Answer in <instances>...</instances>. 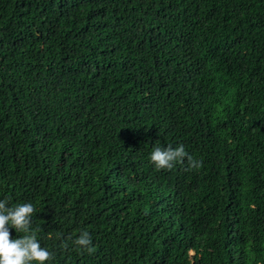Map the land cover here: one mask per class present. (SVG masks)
<instances>
[{"label": "trees", "instance_id": "trees-1", "mask_svg": "<svg viewBox=\"0 0 264 264\" xmlns=\"http://www.w3.org/2000/svg\"><path fill=\"white\" fill-rule=\"evenodd\" d=\"M3 200L45 264H264V0H0Z\"/></svg>", "mask_w": 264, "mask_h": 264}, {"label": "clouds", "instance_id": "clouds-1", "mask_svg": "<svg viewBox=\"0 0 264 264\" xmlns=\"http://www.w3.org/2000/svg\"><path fill=\"white\" fill-rule=\"evenodd\" d=\"M185 158L188 170L202 167L203 162L190 156L181 144L176 148L168 146L154 147L151 162L158 170L171 169L176 163H183ZM7 200L0 201V264H45L52 258V253L41 246L32 227L33 204L23 203L15 207H7ZM10 228L21 234L18 239L10 238ZM80 249L91 253L92 239L87 231L81 232L74 241ZM67 245H65L66 247Z\"/></svg>", "mask_w": 264, "mask_h": 264}, {"label": "rangeland", "instance_id": "rangeland-1", "mask_svg": "<svg viewBox=\"0 0 264 264\" xmlns=\"http://www.w3.org/2000/svg\"><path fill=\"white\" fill-rule=\"evenodd\" d=\"M257 234H259V235H261V233H259V232H257V231H255ZM256 242V241H255ZM256 243H262V242H256Z\"/></svg>", "mask_w": 264, "mask_h": 264}]
</instances>
